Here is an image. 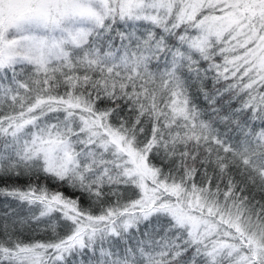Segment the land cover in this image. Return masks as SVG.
I'll return each mask as SVG.
<instances>
[{
	"label": "snow or ice",
	"instance_id": "snow-or-ice-1",
	"mask_svg": "<svg viewBox=\"0 0 264 264\" xmlns=\"http://www.w3.org/2000/svg\"><path fill=\"white\" fill-rule=\"evenodd\" d=\"M0 264H264V0H0Z\"/></svg>",
	"mask_w": 264,
	"mask_h": 264
},
{
	"label": "trees",
	"instance_id": "trees-1",
	"mask_svg": "<svg viewBox=\"0 0 264 264\" xmlns=\"http://www.w3.org/2000/svg\"><path fill=\"white\" fill-rule=\"evenodd\" d=\"M5 201L3 198H0V212L4 211L3 205H4Z\"/></svg>",
	"mask_w": 264,
	"mask_h": 264
}]
</instances>
